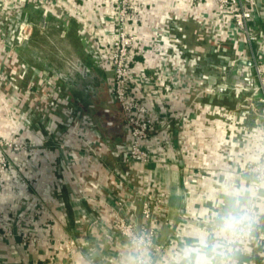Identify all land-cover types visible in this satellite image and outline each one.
<instances>
[{"label": "crops", "instance_id": "crops-1", "mask_svg": "<svg viewBox=\"0 0 264 264\" xmlns=\"http://www.w3.org/2000/svg\"><path fill=\"white\" fill-rule=\"evenodd\" d=\"M259 1L263 12H259V19L253 21L252 26L264 42V0ZM112 2L56 0L51 5L38 0H17L10 7L0 6V30L9 43L6 64L1 67L0 74V137L11 139L18 134L29 145L27 151H8L10 165L0 173V229L5 228L2 223L5 220L41 204L44 214L25 216L32 234L39 238L49 235L60 241H76L81 235L84 239L89 238L82 248L87 257L76 250L75 264H91V261L102 264L104 255L113 250L110 235L116 237L107 222L108 234L101 235L103 245L96 244V236L91 231H95L102 210L95 211L89 201L78 202L73 197L78 186L92 193L103 189L112 201L124 193L118 176H123L135 188H141L138 181L141 172L125 162L120 148L127 139V130L111 89L113 72L106 34L112 27L107 19ZM213 12L212 0H130L127 28L134 37L130 55L132 69L152 72L156 59L146 49L155 33L164 35L172 45L164 49V40L161 42L162 37L158 38L156 52L165 56L166 51H177V63L184 70L181 75L185 78L199 72L203 55L217 58L221 51L238 55L228 40L222 37L215 40L216 37L208 32L202 13ZM21 21L29 23L30 34L32 27L40 32L44 48L52 51L54 57L43 49L29 52L30 38L25 46L16 43L14 36ZM239 39L243 40V37ZM205 42L207 49H204ZM241 43L239 45L243 47ZM262 50L264 44L258 47V52ZM243 51L249 59L246 43ZM28 52L33 59L39 60L42 68L29 64ZM167 57L172 63V57L169 54ZM68 60L81 62L92 79L105 78L108 90L101 123L118 114V120H112L113 125L99 126V121L72 99L73 89L82 95L83 89L63 84L44 67L46 63L63 69ZM44 77L52 79L53 89L45 84ZM195 81L193 88L197 94L193 91L191 100L170 103L171 109L166 111L162 127L158 129H163L159 140L165 145L158 144L155 149L163 158L151 162L149 174L146 173L150 180L148 188L153 182L157 194L166 203L164 215H158V241L166 245L159 257L160 264H176L179 250L193 244L201 232H212L217 217L225 210L237 203L243 208L249 205L255 195L251 176L232 160H236L239 153L247 159H257L264 149V130L250 128L243 131L239 128L241 116L219 105L218 108L226 110L225 115H221L216 106L214 113L205 112L203 105L207 102L203 96L208 97L209 93L199 87L197 78ZM151 91L149 88L140 91L141 99L147 104L153 103ZM44 95L46 100L40 98ZM86 120L89 127L108 143H103L98 151L92 152L89 146L87 139H92L91 135H85L84 141L79 139L76 126ZM221 130L230 138L225 149L221 143ZM249 131L252 135L248 136ZM65 133L67 137H64ZM59 143L66 144L64 152L57 149ZM68 153L73 155L70 160ZM95 154L100 156L101 162L96 160ZM80 157L84 159L80 160ZM260 196L253 219L256 228L264 227V182ZM140 206V200H137L132 211L137 225L141 221ZM106 218L103 219L107 221ZM52 247L60 251V264H70L66 247L60 242L33 244L22 240L18 234L11 237L0 233V264H43ZM115 251L122 264L126 249L121 247ZM259 257L257 249L242 244L221 251L218 259L226 264H249Z\"/></svg>", "mask_w": 264, "mask_h": 264}, {"label": "built area", "instance_id": "built-area-1", "mask_svg": "<svg viewBox=\"0 0 264 264\" xmlns=\"http://www.w3.org/2000/svg\"><path fill=\"white\" fill-rule=\"evenodd\" d=\"M17 0H0V6L10 7L12 3ZM42 4L53 5L56 0H38ZM214 3L213 13H202V17L205 19L204 24L210 34L216 37L215 40L220 37L229 41L236 49L239 56H244V43L250 54L251 69L253 72L252 80L257 84L261 96H260V115L264 121V51L258 52V47L264 44L255 33V29L252 26L253 21L259 19V12L262 11V5H259L258 0H212ZM130 12V0H113L112 7L110 8V16L107 18L110 21L112 27L106 34L109 43V61L111 64L113 76L111 89L112 94L119 105L123 121L127 130V140L120 146L121 151L124 154L125 162L131 166V168H137L142 174L139 185L141 188H135L131 182L124 180L123 176H118L119 186L123 187L124 193L121 194L115 201L107 198L103 189L92 193L87 191L86 188L78 186V191L73 197L79 201H89L92 203L95 211L102 210V217L105 219L108 216L107 221L99 215V221L96 220V229L93 232L96 236V244L103 245L101 235L103 233L108 234V225L113 229L116 237L110 235V239L113 242L112 249L104 255V261L102 264H121L119 262L118 250L122 247L126 249L130 241L136 240L137 237L146 241L149 245V250L153 259V264H160L159 257L166 245L158 241L159 224L158 215H164L165 205L164 199L161 195L157 194V188L152 182L151 188L149 187V164L161 160L163 157L161 153L156 152V147L159 144L165 145L161 142V131L158 130L163 124L165 113L171 109L170 103H185L191 100L190 96L194 92H197L193 88L195 83V75L185 78L181 75L184 71L180 69L178 52L172 48L175 53L165 52V56L156 52L157 39L161 38V42H165L164 49L172 47L164 35H157L155 33L150 47L146 51L152 53L155 57L156 64L152 66V72L147 69H132L130 65L131 49L134 44V37L129 33L127 28V21ZM168 17V14L166 15ZM164 14L162 15V18ZM162 20V19H161ZM159 22V20H158ZM155 26V25H154ZM157 27V26H155ZM158 32V31H156ZM30 36V25L26 21H21L18 26V30L15 34V41L21 42L28 40ZM242 36L243 40L239 39ZM13 37V41H14ZM244 41V42H243ZM243 42V43H241ZM263 42V43H262ZM241 43L243 47L239 45ZM8 39L0 30V74L1 67H5L6 54L9 51ZM258 45V47H257ZM169 57H172V63H170ZM246 56V55H245ZM247 57V56H246ZM13 64V63H12ZM175 64V65H174ZM194 65V64H193ZM180 73V74H179ZM192 73V71H191ZM43 81L46 85L53 89V81L49 77H44ZM13 83V82H11ZM197 83V82H196ZM151 89V98L153 103L147 104L141 99V89ZM194 91V92H193ZM40 97L41 99H47V96ZM211 103H205L203 105L204 111L207 113H214L216 107ZM87 121V120H86ZM239 128L243 131L250 128L255 131L264 130V126L258 127H246L243 119L239 121ZM245 125V126H244ZM252 129V130H253ZM76 130L79 134V139L85 140V135H91L92 139H86L90 141L89 146L92 148V152L100 150L102 144H108L105 140L99 137L92 128L89 127V122L80 123L76 126ZM254 131V133H255ZM221 143H224L223 148H227L230 138L226 131L221 130ZM250 133V134H248ZM252 132H247V135H252ZM68 134L65 133L64 137ZM263 138V137H262ZM264 139V138H263ZM264 143V142H263ZM264 145V144H263ZM66 144H57V149L65 150ZM29 150V145L19 138V135H15L11 139H3L0 137V173L4 172L10 165L9 152H23ZM66 155V154H65ZM68 155V157H67ZM67 159L73 156L68 153ZM96 155V160L100 161V156ZM80 157V160H83ZM234 164L241 166L243 171L251 176V182L255 195L252 201L245 207L247 210L250 223L245 231L238 236L234 242L230 243L225 249L232 246H239L245 244L253 249L259 251V260H251L249 264H264V227H254L253 219L256 211V204L261 197V187L264 182V149L260 153L257 159H247L243 153H239ZM154 186V187H153ZM103 192V193H102ZM102 194V195H101ZM104 194V195H103ZM137 200H140V225H137L132 211L135 208ZM45 213L41 204H36L32 209H26L22 213H18L11 219L5 220L3 223V230L0 229V233L5 236H13L18 234L22 240H26L30 243L36 244L46 241L50 245L54 242H60L66 247V258L70 261V264H75L74 253L79 249L76 241L67 240L61 241L58 238L46 236L39 238L32 234L29 225L25 223V216L31 217L42 215ZM1 226V222H0ZM82 236V235H81ZM78 236L76 239L80 246L83 248L89 241V238L84 239ZM53 241V242H51ZM75 242V243H74ZM75 244V245H74ZM60 251L56 248L51 249L47 259L43 264H60V258L58 253ZM90 261V260H89ZM101 263V261H100ZM91 261V264H100Z\"/></svg>", "mask_w": 264, "mask_h": 264}, {"label": "flooded vegetation", "instance_id": "flooded-vegetation-1", "mask_svg": "<svg viewBox=\"0 0 264 264\" xmlns=\"http://www.w3.org/2000/svg\"><path fill=\"white\" fill-rule=\"evenodd\" d=\"M212 53L213 51H211V55ZM240 59L249 60L248 57L238 56L233 52L224 53L221 51L217 58L203 55L202 61L199 60V72L195 76L198 79L199 87L209 93L208 97L211 100L222 102V107L239 115V117L240 112L246 111L250 107L253 112L259 114L261 92L257 84L252 80V85L243 89L227 82L228 78H233V72L237 69L236 66ZM44 67L51 71L56 78L60 79L63 84L68 85L69 83L79 87L80 90L83 89V91L81 90V93H85L83 95L73 89L72 99L76 100L82 109L94 120L99 121V126L104 128V126L111 125V119L105 122L107 125L101 123L104 121L102 117L105 113L103 102L107 97L108 90L104 77L97 76L92 79L82 63L73 60L66 61L63 69L49 66L46 63Z\"/></svg>", "mask_w": 264, "mask_h": 264}, {"label": "clouds", "instance_id": "clouds-1", "mask_svg": "<svg viewBox=\"0 0 264 264\" xmlns=\"http://www.w3.org/2000/svg\"><path fill=\"white\" fill-rule=\"evenodd\" d=\"M246 209L237 203L217 217L212 232H201L195 242L180 249L176 264H226L218 259L221 251L240 236L249 226ZM122 264H153L146 241H130L122 256Z\"/></svg>", "mask_w": 264, "mask_h": 264}, {"label": "water", "instance_id": "water-1", "mask_svg": "<svg viewBox=\"0 0 264 264\" xmlns=\"http://www.w3.org/2000/svg\"><path fill=\"white\" fill-rule=\"evenodd\" d=\"M16 43L22 47L28 43V40H24L21 42L16 41ZM236 67L237 69H235V71L233 72V78H228L227 82L232 83V85H236L237 87L243 89H246V87L251 86L253 83V72L251 69V62L246 59H240ZM240 116L243 118V122L245 123L246 127L258 126L263 128L264 126L262 116L253 112L251 107L246 111L240 112ZM76 243L79 251L83 253L85 257H87V254L84 252L77 240Z\"/></svg>", "mask_w": 264, "mask_h": 264}, {"label": "rangeland", "instance_id": "rangeland-1", "mask_svg": "<svg viewBox=\"0 0 264 264\" xmlns=\"http://www.w3.org/2000/svg\"><path fill=\"white\" fill-rule=\"evenodd\" d=\"M258 3H260V1L258 0L257 1ZM260 5V4H259ZM262 10V9H261ZM261 12H263V11H261ZM206 34H207V32H206ZM29 38H30V40H29V47H28V50H29V52L30 51H38V50H42L43 49V51L44 52H48L49 54H50V56L51 57H54V55H52L53 54V52L52 51H48V50H46L44 47H45V45H44V41H43V37H42V35L40 34V32L37 30V29H35V28H33L32 27V32H31V34H30V36H29ZM207 47H208V43H206L205 42V46H204V49H207ZM29 52H28V59H27V61L29 62V64L30 65H32V66H35V67H40V68H42V66H41V63H39V60L38 59H33L31 56H30V54H29ZM39 52V51H38ZM52 61V60H51ZM194 84V83H193ZM196 86V85H195ZM196 88V87H195ZM203 99L208 103H211V104H213V105H219V106H221V104H222V102L221 103H219V102H217V101H214L213 102V100H210L207 96H203ZM105 107H107L108 109H109V107L110 106H108L107 104H106V106ZM217 111H219V112H221V115H225V113H226V110L225 109H220V108H218L217 109ZM230 112V111H229ZM104 113V112H103ZM216 113V112H215ZM116 118H114V117H112L111 116V120H114V122L115 121H117L118 120V114H117V116H115ZM223 119H224V117H223ZM127 140V139H126ZM103 146V145H102Z\"/></svg>", "mask_w": 264, "mask_h": 264}]
</instances>
